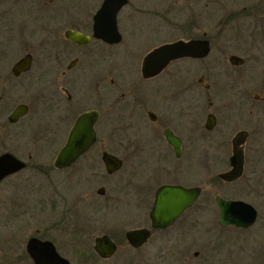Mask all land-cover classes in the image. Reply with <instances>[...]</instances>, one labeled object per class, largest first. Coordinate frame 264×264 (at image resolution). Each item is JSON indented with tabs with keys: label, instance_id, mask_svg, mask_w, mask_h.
Returning a JSON list of instances; mask_svg holds the SVG:
<instances>
[{
	"label": "flooded vegetation",
	"instance_id": "af4514ba",
	"mask_svg": "<svg viewBox=\"0 0 264 264\" xmlns=\"http://www.w3.org/2000/svg\"><path fill=\"white\" fill-rule=\"evenodd\" d=\"M107 1L0 0V155L26 164L2 182L31 168L59 186L61 195L51 197H88L97 211L106 210L105 218L98 216V234L90 235L93 245H86L82 227L38 226L19 257H2L0 264H42L28 250L32 239L51 243L59 256L46 249L43 264H264V0H238L240 14L221 21L222 45L212 58L210 0H178L177 11L185 5L190 11L184 20L166 17L164 0ZM180 24L188 36L162 41ZM197 40L209 42L207 56L173 59L155 75H144L154 50ZM86 114L95 117L92 145L58 167V155ZM169 136L180 140V155ZM238 136L243 170L229 180L222 175L234 169ZM202 139L199 168L205 176L198 183ZM25 154L28 160L45 156L33 164ZM105 154L119 159L120 168L110 172ZM214 168L222 171L214 175ZM122 171L123 185L117 178ZM97 180L102 185L96 195L88 193L87 183ZM243 184L258 186L256 203L244 200L250 193L239 188ZM165 185L200 187L198 200L210 185L236 187L238 194L225 197L215 188L217 224L207 223L208 209L192 212L197 200L172 224L154 226L156 193ZM118 187L125 191V228L109 224L121 202ZM217 197L252 204L254 224L222 226ZM211 199L205 197L206 205ZM40 219L51 224L50 213ZM135 231L146 232L145 239L130 237ZM67 233L76 237L72 248H64L74 249L77 258L60 249ZM12 234L16 245L19 234ZM104 237L115 247L109 256L97 249Z\"/></svg>",
	"mask_w": 264,
	"mask_h": 264
},
{
	"label": "rangeland",
	"instance_id": "374dc122",
	"mask_svg": "<svg viewBox=\"0 0 264 264\" xmlns=\"http://www.w3.org/2000/svg\"><path fill=\"white\" fill-rule=\"evenodd\" d=\"M164 6L166 8L165 16L168 18H178L182 17L183 20L190 18V11L188 6H184L182 12H179L175 9L176 2L178 0H164ZM238 0H210L209 2V20L212 24V54L210 58L216 55V52L221 49L222 45V27L220 25L221 21L224 18H231L239 16L238 9ZM204 9V8H203ZM264 13V9L261 10ZM173 25H175L176 21H171ZM181 23V22H180ZM181 26V27H180ZM179 28L172 26L170 31L163 34L162 41H171L177 39L179 37L188 36L189 33L185 31L183 28L184 25L180 24ZM203 140V139H202ZM203 145L200 148L198 153L196 154L198 167V178L197 182H204L205 171L204 168H199L201 166V162L204 160L203 150H204V140L201 142ZM41 155L34 154V157L31 160H28V155L25 154L24 158L26 161L35 163L36 159L40 160ZM45 155H42L44 157ZM34 167V166H32ZM221 168H214V175L221 172ZM125 171H122L120 175H118V179L122 180V185L125 183ZM43 175L39 176L35 173V171L31 168L19 173L16 176H13L4 182L0 183V258L4 257H19L23 248H24V240L27 241L30 234L35 231L38 226L51 225L52 228L55 226L62 227L65 226L69 229L74 227H82L85 241L87 244L91 245L92 237L95 234H98V226L101 225V221L98 218L99 214L102 215L106 210H102L101 212L96 210V206H94L93 200L88 199V197H51L52 195H56L59 193L61 195V191L59 186L51 185L47 182ZM200 178V179H199ZM198 182V183H199ZM88 186H85V189L88 193H92L94 195L95 191L98 187L102 185L98 180L88 182ZM244 188L245 193H250L249 197H243L244 200L249 201L251 203H256L258 198L253 194V190L258 186L254 184H243L239 188ZM217 188L218 193L226 194L229 197L232 194H238L236 187H226L223 185L218 186H207L203 196L196 203V205L191 209L192 212H196V214H200L202 211H206L208 209V218L206 219L209 225L217 224L214 222L213 217L218 218V212H216V208L213 204V191ZM264 188V186H263ZM118 197H115L120 203H117L118 210L113 213L112 218L109 216L110 225L123 227H129V223L126 221L125 217V199L124 197L125 191L124 188L118 187L117 189ZM244 194L243 192H240ZM210 195L212 198L211 201H205V197ZM95 199V198H94ZM106 200V199H103ZM208 207V208H206ZM47 213L51 214V224H44L39 222L40 216H45ZM109 215V212L107 216ZM37 217V219H36ZM102 218L103 217L102 215ZM102 224H106L104 221ZM119 231V229H116ZM17 232L19 234V242L14 245L12 240V233ZM55 232V230H53ZM60 232V231H58ZM252 232V231H251ZM6 233V236L3 238V235ZM76 237L75 233H67L63 235V238L59 240L60 249L63 252L67 253L69 257H76V252L73 249L70 251L66 250L65 244H68L69 248L71 242H73V238ZM61 241V242H60ZM89 242V243H88ZM88 245V246H90ZM93 245V242H92ZM84 250V249H83Z\"/></svg>",
	"mask_w": 264,
	"mask_h": 264
},
{
	"label": "water",
	"instance_id": "95a60500",
	"mask_svg": "<svg viewBox=\"0 0 264 264\" xmlns=\"http://www.w3.org/2000/svg\"><path fill=\"white\" fill-rule=\"evenodd\" d=\"M115 1L117 0H108L106 4L109 5ZM69 37L76 41L83 39L76 34H69ZM209 51V42L202 40L189 42L178 41L166 44L154 50L146 58L144 75L147 77L155 75L173 59L182 57H205L208 55ZM93 119H95L94 115L86 114L77 121L68 145L56 159V165L58 167H65L73 163L92 145L94 137L91 122ZM168 139L169 142L176 147L177 154L180 155V140L173 136H169ZM238 139L239 136L234 139V169L231 172L222 175V177L229 180L238 178L243 170V154L241 152L242 150L239 148L240 141H238ZM104 160L107 163L108 170L110 172L119 169L121 166V161L111 155L105 154ZM25 166L26 164L24 162L12 154L1 155L0 181H2L5 177L22 170ZM200 194V187L186 188L184 186H162L156 193V201L151 215L153 225L164 227L172 224L176 218H178L187 208L191 207L196 202ZM217 204L221 211L220 224L222 226L233 224L238 227H249L253 225L256 220V210L249 203L244 201L224 200L221 197H217ZM145 233L146 232L143 231L131 232L130 237L133 236L134 239L140 238L144 240L146 237ZM51 245L52 244L49 242L32 239L28 244V250L36 260L41 258V263H46L43 260L46 257L42 254L46 249H49V253L47 252V255H50L51 251L54 256L59 257L55 252L53 245ZM114 248V244L108 239V237L102 238L100 240V245L97 247V249L104 256H109L113 252Z\"/></svg>",
	"mask_w": 264,
	"mask_h": 264
}]
</instances>
